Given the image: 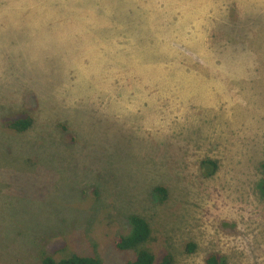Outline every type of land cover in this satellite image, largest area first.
<instances>
[{
	"label": "rangeland",
	"instance_id": "obj_1",
	"mask_svg": "<svg viewBox=\"0 0 264 264\" xmlns=\"http://www.w3.org/2000/svg\"><path fill=\"white\" fill-rule=\"evenodd\" d=\"M263 176L264 0H0V264H264Z\"/></svg>",
	"mask_w": 264,
	"mask_h": 264
},
{
	"label": "trees",
	"instance_id": "obj_2",
	"mask_svg": "<svg viewBox=\"0 0 264 264\" xmlns=\"http://www.w3.org/2000/svg\"><path fill=\"white\" fill-rule=\"evenodd\" d=\"M31 123L30 118H10L6 125L15 131L26 130ZM205 162V161H204ZM206 163L211 164L213 167L210 174L216 168L215 162L206 160ZM258 190L262 197H264V176L258 182ZM153 193L160 203L167 197V190L162 185H157L153 188ZM130 224L129 232L125 235L120 234L114 240V247L118 251H133V256L127 261V264H153L154 255L147 249L140 245L147 242L151 237V228L149 223L143 217L131 214L128 217ZM189 251L193 250L194 245L188 243ZM164 263L169 262L168 259L163 260ZM40 264H102L101 258L96 254H78L72 253L64 257L55 258L48 254H42ZM205 264H226V259L223 254L211 252L204 258Z\"/></svg>",
	"mask_w": 264,
	"mask_h": 264
}]
</instances>
